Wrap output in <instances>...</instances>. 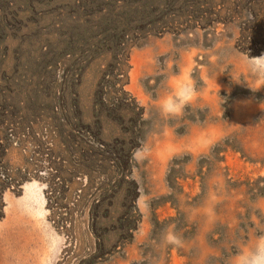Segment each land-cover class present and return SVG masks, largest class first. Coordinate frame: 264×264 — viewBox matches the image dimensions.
<instances>
[{
  "label": "rangeland",
  "instance_id": "374dc122",
  "mask_svg": "<svg viewBox=\"0 0 264 264\" xmlns=\"http://www.w3.org/2000/svg\"><path fill=\"white\" fill-rule=\"evenodd\" d=\"M260 58L264 0H0V264H225L253 242ZM182 64L200 96L165 118Z\"/></svg>",
  "mask_w": 264,
  "mask_h": 264
},
{
  "label": "clouds",
  "instance_id": "9594fccd",
  "mask_svg": "<svg viewBox=\"0 0 264 264\" xmlns=\"http://www.w3.org/2000/svg\"><path fill=\"white\" fill-rule=\"evenodd\" d=\"M249 65L253 74L257 76L258 86L255 91H259L264 88V58L252 60ZM196 71L194 64H182L178 72L168 78L167 87L170 91L158 102L159 110L165 118L182 117L186 110L196 103L200 96L197 81L194 79ZM250 89L253 91L252 88ZM220 100L224 101L221 98ZM196 127L198 132L193 138L194 143L205 151L211 149L221 137L216 124L201 121ZM262 204L264 201L257 202L258 207ZM208 212L209 220L214 222V208L208 209ZM163 239L166 246L174 248L185 246L182 235L176 233L174 225L169 227ZM225 264H264V228L260 229V233L254 237L253 242L241 246L235 254L228 257Z\"/></svg>",
  "mask_w": 264,
  "mask_h": 264
}]
</instances>
